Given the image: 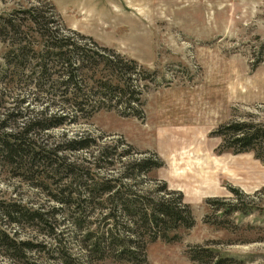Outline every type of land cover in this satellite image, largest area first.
<instances>
[{"label": "rangeland", "instance_id": "374dc122", "mask_svg": "<svg viewBox=\"0 0 264 264\" xmlns=\"http://www.w3.org/2000/svg\"><path fill=\"white\" fill-rule=\"evenodd\" d=\"M28 4L46 17L53 10L54 24L72 35L134 58L150 79L141 116L99 108L41 129L32 120L62 106L59 78L37 77L31 52L7 53L16 38L0 19V137L20 134L36 146L12 165L0 156V230L16 242L0 243V264H264V159L220 132L231 121L264 122V0H0V16ZM21 28L25 42H37ZM77 135L89 145L67 148ZM142 156L160 164L126 167ZM123 172H133L121 180L137 199L180 192L193 220L170 230L174 239L148 240L158 227L116 210L109 226L117 242L131 238L130 260L103 233L119 199L106 198L100 181ZM9 203L22 210L16 221ZM97 239L98 252L88 247Z\"/></svg>", "mask_w": 264, "mask_h": 264}, {"label": "trees", "instance_id": "16d2710c", "mask_svg": "<svg viewBox=\"0 0 264 264\" xmlns=\"http://www.w3.org/2000/svg\"><path fill=\"white\" fill-rule=\"evenodd\" d=\"M18 11L19 16L15 14L0 16L3 29L12 31L16 38L12 40L14 42L9 43L10 49L7 53L20 60L31 52L30 57L34 62L32 68L36 76L48 77L53 74L55 78H59L54 80L55 86L57 89L61 87L56 95L59 96L62 106L58 105L53 113L46 114L39 121L32 120L34 125L47 129L63 123L66 118L75 121L79 116H88L99 108H116L124 115L141 116V95L146 79H150L142 74V72L148 73L145 67L134 58H126L112 48L97 44L88 36L83 37L78 33L72 35L69 31L61 29L54 24L53 10H50L48 17L33 4H28ZM21 27L31 30V35L37 42L28 40L25 42L23 36L25 30ZM52 84L54 85V82ZM32 122L30 121L27 126ZM25 124L22 123L23 127ZM220 132L229 146L236 150L252 149L256 156L264 159V122L231 121L225 124ZM67 143V148L79 149L87 147L90 142L87 136L77 135L68 138ZM35 147L29 139L20 134L5 133L0 137V156L11 165L15 164L16 155L33 156L36 152ZM159 164L156 158L142 156L128 163L126 167L144 172ZM132 175L133 172H123L117 179L108 177L100 181V190L108 193L106 198L119 199L107 208L104 214L109 220L103 233L109 243L116 242L114 246L118 256L128 260L132 259L131 255L134 252L131 238L127 237L129 242L127 240L117 242L116 236L112 235L111 226L114 222H111L116 210H122L131 223L139 222L148 227H158L148 240L157 236L165 240L174 239L176 234L170 235L168 233L170 230L179 226L188 227L193 221L187 203L181 200L180 192H177L176 199L161 195L156 198L147 196L146 200H141L135 198L134 193L124 190L126 182L122 181L121 177L129 179ZM110 180H114L115 184L108 182ZM7 207L6 215L11 221H16L15 215L22 210H19L18 204L15 203H9ZM231 209L237 210L238 207L233 206ZM35 213L34 217L38 218V214ZM88 238L90 239L91 235H88ZM0 240L5 249L15 248L14 239L8 237L2 230H0ZM97 243L98 239L89 242V249L101 251ZM201 254L191 257H201ZM216 264H224V262L217 260Z\"/></svg>", "mask_w": 264, "mask_h": 264}]
</instances>
